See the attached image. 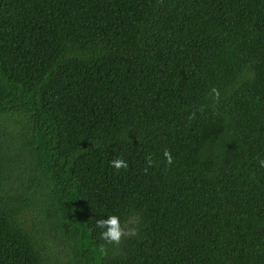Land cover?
Listing matches in <instances>:
<instances>
[{
    "label": "trees",
    "instance_id": "obj_1",
    "mask_svg": "<svg viewBox=\"0 0 264 264\" xmlns=\"http://www.w3.org/2000/svg\"><path fill=\"white\" fill-rule=\"evenodd\" d=\"M260 160L264 0H0V264H264Z\"/></svg>",
    "mask_w": 264,
    "mask_h": 264
},
{
    "label": "clouds",
    "instance_id": "obj_2",
    "mask_svg": "<svg viewBox=\"0 0 264 264\" xmlns=\"http://www.w3.org/2000/svg\"><path fill=\"white\" fill-rule=\"evenodd\" d=\"M166 164L171 166L173 164V156L165 151L163 153ZM147 163L152 166L153 161L150 157L147 158ZM259 164L264 167V160H260ZM111 166L116 170L127 169L128 162L123 158H116L111 161ZM147 169H145L146 171ZM92 230H99L97 239L101 241L99 248L94 249L98 256L106 254V246L109 244H119L125 235L124 226L121 218L117 215H109L106 219H98L95 221Z\"/></svg>",
    "mask_w": 264,
    "mask_h": 264
},
{
    "label": "rangeland",
    "instance_id": "obj_3",
    "mask_svg": "<svg viewBox=\"0 0 264 264\" xmlns=\"http://www.w3.org/2000/svg\"><path fill=\"white\" fill-rule=\"evenodd\" d=\"M28 164H25V167L23 168H17L16 170H12L11 171V176L12 178L9 179V184H8V189H12L16 183L17 187H21L23 186V183H27L29 181H31L33 183V181L31 180V175L32 172L31 171H27V169L29 168V166H27ZM27 167V168H26ZM28 172V173H27ZM40 222V219L38 218V211L37 209H30L28 211H26V213L22 216V223L24 224L25 227H27L28 229L33 228L34 226H38ZM41 232H43V229H41ZM55 241H53V245ZM60 246L55 245L51 251H49V254L54 255V256H59L60 253Z\"/></svg>",
    "mask_w": 264,
    "mask_h": 264
}]
</instances>
